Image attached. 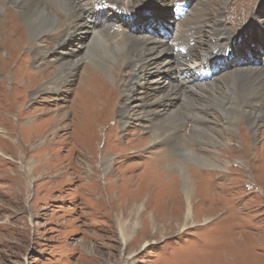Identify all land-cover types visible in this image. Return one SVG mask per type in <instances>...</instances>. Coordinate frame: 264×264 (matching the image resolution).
Wrapping results in <instances>:
<instances>
[{
  "label": "rangeland",
  "instance_id": "obj_1",
  "mask_svg": "<svg viewBox=\"0 0 264 264\" xmlns=\"http://www.w3.org/2000/svg\"><path fill=\"white\" fill-rule=\"evenodd\" d=\"M70 1L105 33L75 40L68 14L39 0L62 22L40 54L18 8L0 0V264H264V0ZM145 19L153 30L141 36L167 35L170 70L182 78L162 73L176 95L165 103L143 85L145 101L133 95L120 125L119 85L132 78L122 63L145 44L133 54L125 30ZM62 65L63 86L47 91ZM197 65L192 81L183 71ZM259 111L251 132L242 113ZM176 166L192 180L188 221Z\"/></svg>",
  "mask_w": 264,
  "mask_h": 264
},
{
  "label": "bare ground",
  "instance_id": "obj_2",
  "mask_svg": "<svg viewBox=\"0 0 264 264\" xmlns=\"http://www.w3.org/2000/svg\"><path fill=\"white\" fill-rule=\"evenodd\" d=\"M10 3L14 4L17 8V14L18 17L20 19V21L22 22V24L25 26L26 29V33L28 35V39H29V43H32V46H34L31 51L33 53H42L41 52V44H40V40L41 38L46 35V34H50L51 32H54L55 30H57L60 25L62 24V22L54 17L52 14V10L48 9V4H46L45 2L43 3H39V0H7ZM47 3H49L50 5H54L55 8H57L58 11H63L64 14H68L66 17V22H67V26L65 28V33L67 36H71L72 38L75 37V40H78L79 37H81L82 35L89 34L90 36L93 37V41L98 40L99 39V34H104L105 32L99 31V30H95V32L91 31V29L86 26V23L84 21L81 20L82 16L78 15L76 13V9L75 7L72 5L70 0H46ZM20 2V4H19ZM19 4V7L16 4ZM77 6V5H76ZM3 7V5H1L0 3V9ZM12 7V6H11ZM14 7V6H13ZM30 7V9H29ZM31 7H37V10H33L34 8ZM21 10H20V9ZM82 8V7H81ZM78 9V8H77ZM81 10V9H80ZM1 11V10H0ZM85 12V11H84ZM89 12V11H88ZM1 13V12H0ZM57 15V14H56ZM131 16H129V22L128 23H134L135 20L137 19L136 16H134V14H130ZM194 15V14H193ZM200 15V18L199 16ZM196 18H197V24L201 23L199 22L200 19H205V15H201V14H195ZM17 17V16H16ZM17 17V18H18ZM60 17V16H59ZM72 18V19H71ZM168 18V17H167ZM180 16L178 18H170V21L172 23V27L173 26H177L180 24ZM166 19V18H165ZM195 19V17H194ZM64 20V21H65ZM113 20V19H112ZM115 20V19H114ZM146 21H148L147 19H145ZM169 20V19H167ZM190 20V19H189ZM97 22V21H96ZM166 21H164L165 23ZM192 22V21H191ZM65 23V22H64ZM70 23V24H69ZM77 23H80L77 24ZM145 23V22H144ZM148 25L145 24H133L132 27L133 31H131L130 26L127 24V28L130 30H127L125 27V33L126 34H130L129 36H127L128 41L133 43L132 48L133 50V54L137 45V41H142L144 44V47H140L138 50H136V55L137 58H135L134 62L132 63H126L124 64V62L122 63L123 65H127L130 66L131 68V72H132V78L130 79L131 82L128 83L127 81L119 86V88H121V96L123 97V102L121 103L119 109H118V118H119V123L120 125H124L129 118H131V115L129 114V110H131V108L133 107L130 103L132 96L134 95L136 97L135 94L138 95H142L143 99H144V95H146L145 93H138V89L141 90V88H143L145 85L146 86V90H149L150 93H152L153 97H152V101H159V102H164V100H168L169 99H174L176 97L175 92L172 91V88H170L172 86L171 83L165 82L164 78H161L162 73H170V67L173 66V61L176 60L174 58V56L169 52V48L167 49V51L170 53V56H172V60H169L168 58V54L166 52V48H167V42H162L164 40V38L166 40H168L166 37L167 35H165L162 38V41L159 40H155L154 41V37L150 35H147V37L145 36H141V32L144 31V33H147L148 30L146 27H148V29L153 30L151 26L153 23L151 21H148ZM183 23V22H182ZM203 23V22H202ZM217 24V27L219 28H223V24L222 21L220 20V17H217V20L215 22ZM13 25V24H12ZM167 25V24H165ZM65 27V26H64ZM98 27V26H97ZM101 30V29H100ZM103 31H108L105 29H103ZM222 32V34H225V32H223V30H220ZM169 33V32H168ZM214 34V33H213ZM230 34V33H229ZM64 36L62 39H66L67 36ZM135 35V36H134ZM227 35V37H229V39H233V37L231 35L225 34ZM21 36V35H20ZM261 36V35H260ZM18 37V36H17ZM22 38V36L20 37ZM60 38V37H59ZM104 38V37H103ZM15 39V38H14ZM18 39V38H17ZM91 39V38H90ZM20 40V39H19ZM25 40V39H24ZM63 40H59L57 47L59 46V44L62 43ZM201 40V38H200ZM15 42V40H14ZM108 42V41H107ZM193 42V41H192ZM191 42V43H192ZM202 42V41H201ZM204 43V42H203ZM106 44V43H105ZM121 44V43H120ZM200 44V42H199ZM94 45V43L91 44V46ZM111 45V44H110ZM123 45V43H122ZM207 45V44H206ZM259 45V43H258ZM131 46V45H130ZM94 47V46H93ZM113 49V48H112ZM127 49V48H126ZM208 49V48H207ZM261 49V48H260ZM91 51V50H90ZM129 51V50H128ZM44 53L49 52V51H43ZM52 52V51H50ZM118 52V51H117ZM205 53V51H203ZM62 53V52H61ZM58 52V54H61ZM92 56V55H91ZM189 58L191 57L190 55H186ZM114 57V56H113ZM112 57V58H113ZM121 58V57H120ZM217 58V57H216ZM178 59V58H177ZM261 58H258V60ZM103 60V59H102ZM124 60V58H123ZM133 60V59H132ZM211 60V59H210ZM254 60H257L256 57H254ZM131 61V60H129ZM128 61V62H129ZM75 62L76 65L81 63V60L78 59ZM74 62V63H75ZM94 62V61H93ZM105 62V61H104ZM112 62V61H111ZM116 62V61H115ZM119 62V61H118ZM192 62V60H191ZM206 62V61H205ZM180 63V62H179ZM67 64V63H66ZM65 64V65H66ZM69 64V63H68ZM67 64V65H68ZM73 64V63H72ZM195 64V62H194ZM65 65L60 66V70H58L57 76L54 78H50L48 81L44 82L45 86H46V90L48 91V89L50 88L51 90H60L61 87L63 86L62 83L63 78H65V76L63 75L64 70L63 68H67ZM75 65V64H74ZM191 65V64H190ZM207 65V63H204L203 65V72L206 73H212L214 72V69L211 70ZM242 65V61L239 60L238 63H236V65H234L235 67H240ZM249 67V66H248ZM72 68V67H71ZM190 68V67H189ZM197 68H200L199 65H197V67L195 66H191L190 71L191 73L187 72L184 70L183 74L185 75H193L192 77V81L195 80L196 75H194L192 73V70H195ZM241 68V67H240ZM69 69V68H68ZM112 69V68H111ZM163 69V70H162ZM243 69V67H242ZM101 70V69H100ZM115 70V69H114ZM179 70V69H178ZM177 70V71H178ZM202 70V68H201ZM219 70V69H218ZM69 71V70H68ZM67 71V72H68ZM105 71V77L108 78L111 82H114V77L115 75L113 74V76L110 73V70H107L106 68H104ZM235 71V70H234ZM241 71V70H240ZM249 71V70H248ZM136 72V73H135ZM161 72V73H160ZM179 72V71H178ZM178 72H171L174 74V78L177 81V78H182V76L180 77V74ZM182 72V71H181ZM194 72V71H193ZM225 72V71H224ZM69 73V72H68ZM71 73V71H70ZM97 73V72H96ZM197 73V71H196ZM217 73V72H216ZM216 73L211 74L212 79H214V77L216 76ZM104 75V74H103ZM187 76H184L187 77ZM98 77V76H96ZM99 78V77H98ZM133 82V83H132ZM208 85V84H207ZM174 86V85H173ZM199 86V85H198ZM202 86V85H201ZM204 86V85H203ZM175 87V86H174ZM137 88V89H136ZM181 88V87H180ZM209 88V87H208ZM207 88V89H208ZM179 90V89H178ZM177 91V90H176ZM12 92V91H11ZM178 93V92H177ZM172 94V95H169ZM187 96V95H186ZM254 96V95H253ZM178 97V96H177ZM188 97V96H187ZM142 101L144 102L145 99ZM180 99V98H179ZM133 100V99H132ZM137 100V99H136ZM257 100V99H256ZM141 101V102H142ZM181 101V100H180ZM165 103V102H164ZM182 103V102H181ZM142 106L144 107L146 104L145 103H141ZM145 104V105H144ZM151 103H149L150 106ZM263 105V104H262ZM261 105V106H262ZM177 105L175 104L173 109L176 107ZM181 106V105H179ZM183 106V105H182ZM259 106V105H258ZM138 108V107H137ZM178 108V107H177ZM184 108V107H183ZM142 109V108H140ZM149 110V109H148ZM150 111V110H149ZM180 111V110H179ZM139 112V111H138ZM160 112L162 114H173V112L171 111V109H169L168 111H162L160 110ZM159 112V113H160ZM197 112V111H196ZM139 114V113H138ZM145 115V114H144ZM261 115L262 112L259 111L258 113L252 112V113H242V116L244 118L247 119L248 124H249V129L252 131H255L256 129H258L259 126V121H261ZM146 116V115H145ZM159 116V115H157ZM143 117V116H142ZM161 117V116H160ZM158 117V118H160ZM143 119V118H142ZM147 119V118H146ZM200 119V117H199ZM138 120H141V117H138ZM130 121V120H129ZM150 123V122H149ZM156 123V122H155ZM229 131L232 133L234 131V124L230 123V121L227 124ZM143 127V126H142ZM153 127V126H152ZM151 128V127H149ZM200 129V128H199ZM228 131V130H227ZM173 132V131H172ZM214 136V135H213ZM178 138V137H177ZM176 138V139H177ZM173 139V138H172ZM215 139V138H214ZM156 139H154L155 141ZM217 143V142H216ZM178 148V147H177ZM176 148V149H177ZM186 150V149H185ZM189 153H191V151H189L188 149L186 150ZM173 152V151H172ZM197 155V154H196ZM1 156V155H0ZM195 156V155H194ZM197 157V156H196ZM195 157V158H196ZM198 159V158H197ZM178 164V163H177ZM107 166L106 163H104V166ZM105 166V167H106ZM178 167V166H176ZM187 169L185 170L184 168H177V172H179V177L181 178V187L180 190L182 192L183 195V200L187 203L185 206V213H184V219L185 221L190 220V214H189V208H187L190 205V202L192 201V191L193 190V186H192V180L190 178V176H188V173L186 174ZM188 210V211H187ZM188 223V222H187Z\"/></svg>",
  "mask_w": 264,
  "mask_h": 264
}]
</instances>
